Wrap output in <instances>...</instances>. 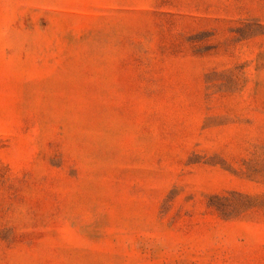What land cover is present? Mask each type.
I'll return each instance as SVG.
<instances>
[{"label":"rangeland","instance_id":"obj_1","mask_svg":"<svg viewBox=\"0 0 264 264\" xmlns=\"http://www.w3.org/2000/svg\"><path fill=\"white\" fill-rule=\"evenodd\" d=\"M0 264H264V0H0Z\"/></svg>","mask_w":264,"mask_h":264}]
</instances>
